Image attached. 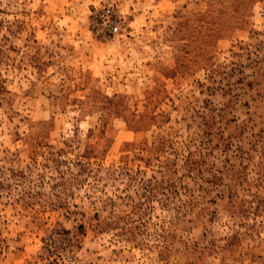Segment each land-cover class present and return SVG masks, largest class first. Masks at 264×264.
Masks as SVG:
<instances>
[{
  "label": "rangeland",
  "instance_id": "obj_1",
  "mask_svg": "<svg viewBox=\"0 0 264 264\" xmlns=\"http://www.w3.org/2000/svg\"><path fill=\"white\" fill-rule=\"evenodd\" d=\"M0 264H264V0H0Z\"/></svg>",
  "mask_w": 264,
  "mask_h": 264
},
{
  "label": "built area",
  "instance_id": "obj_2",
  "mask_svg": "<svg viewBox=\"0 0 264 264\" xmlns=\"http://www.w3.org/2000/svg\"><path fill=\"white\" fill-rule=\"evenodd\" d=\"M104 16H101L99 26L102 30L109 33H114L118 30V19L116 16H112L109 10L104 11Z\"/></svg>",
  "mask_w": 264,
  "mask_h": 264
}]
</instances>
